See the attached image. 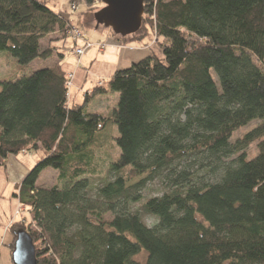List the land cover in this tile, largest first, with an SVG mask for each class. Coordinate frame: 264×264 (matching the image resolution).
Segmentation results:
<instances>
[{
  "label": "trees",
  "instance_id": "1",
  "mask_svg": "<svg viewBox=\"0 0 264 264\" xmlns=\"http://www.w3.org/2000/svg\"><path fill=\"white\" fill-rule=\"evenodd\" d=\"M70 20L46 0H0V53L20 66L63 58L41 42L64 41ZM147 29L161 55L149 49L81 104L69 103L59 64L0 81V169L9 156L44 154L16 187L30 219L9 226L10 255L25 231L37 264H140L143 252L144 264H264V0H144L140 30L111 34L124 44ZM110 92L118 94L110 117L86 112ZM108 122L120 153L101 164L97 141ZM47 169L57 183L38 188ZM154 180L164 192L145 199ZM134 205L155 221L146 224Z\"/></svg>",
  "mask_w": 264,
  "mask_h": 264
},
{
  "label": "rangeland",
  "instance_id": "2",
  "mask_svg": "<svg viewBox=\"0 0 264 264\" xmlns=\"http://www.w3.org/2000/svg\"><path fill=\"white\" fill-rule=\"evenodd\" d=\"M47 5L50 3V0H46ZM156 2V0H155ZM50 5V4H49ZM76 5L75 3H72L70 5V12H71V6ZM101 5H103L101 2L100 4H96V6H99L100 9ZM77 10L72 12L71 18V24L78 30H80L88 39V42H90L92 45H99L98 48L90 49L86 52V57L82 60L83 56L80 60H77L73 55H71V52L75 50L76 48L74 46V43L72 39L70 38V33L72 30L71 28L67 31V37L65 40H57L58 34H54L51 36H48L45 38L41 44L42 48L45 49L51 45V47L57 48L58 52L63 55V58L58 57L57 55L53 54L51 58L48 60H41L36 59L32 63L26 66H20L17 61L14 58L8 57L4 53H0V81L2 80H9L14 76H19L23 74H28L32 71L39 70V69H45V68H52L55 65L59 64L62 65L63 68H66L67 65H71L75 67V63L79 66V78L77 81L80 80V84H82L81 90H76L77 88L73 84V87L71 89L68 88V94L69 91H71L69 95V102H72L74 104H81L83 101V97L86 91L91 90L95 85H99V82H102L101 85L107 86L108 78L111 76L112 73L118 70L126 69L128 67L125 62H123L122 57H124L123 52L127 51H121L122 49H115L112 45H116V38L112 36L111 29L105 28L104 26H98L94 25L93 27L87 26L86 22L89 16L88 13H90V18H93L95 13L92 11H89L88 8L85 6V4H79L76 5ZM73 28V27H72ZM147 36L143 40L146 39L147 43L143 46V48L149 49L153 51L157 56H160V50L157 46V35L152 31L151 29H147ZM142 40V41H143ZM141 42H134L133 45H138ZM78 48H84V46L80 47V44H77ZM117 46V45H116ZM101 47V48H100ZM118 47V46H117ZM120 48L123 49H132L133 46L130 45H122L119 44ZM114 48V49H113ZM100 52V53H99ZM103 52V53H101ZM129 52V51H128ZM75 59V60H74ZM66 73V76H68ZM74 77V76H73ZM214 79L217 80V78L214 76ZM73 83V78L71 80ZM72 85V84H71ZM71 89V90H70ZM68 98V96H67ZM118 101V94L117 93H107L104 95H100L99 97H96L93 99L88 107L86 108L87 113H98L105 117H110L112 115L113 110L117 106ZM257 120H253L249 122L248 124L241 126L237 128L233 134H232V142L236 140L237 138H240L243 134L248 132L250 129H252L256 124ZM118 137V131L114 124L111 122H108L104 129L99 133L98 135V148H101L100 150H97V156L101 159V164L103 163H110L117 160L119 156V148L117 147L115 143V139ZM42 152V151H41ZM41 153H38L37 151H32L31 155L34 157V159H37L40 157ZM43 154V152H42ZM44 155V154H43ZM257 155V149L256 145H252L248 149V157L249 159L255 157ZM36 157V158H35ZM7 163V162H6ZM1 169H0V178H1ZM106 173L105 170L102 171L101 175H97L94 177V183H100L102 182V174ZM57 172L53 171H46L45 175H43L41 179V183L44 184L45 187H52L57 183ZM3 180L1 178L0 186L3 185ZM164 192V188L161 185V183L158 180L150 181L147 183L146 190L144 191V198L147 199L149 197H155L160 196ZM20 205H17V208H19ZM23 209V208H22ZM133 210L138 211L143 221L150 225L155 220L147 216L143 209L141 208V205H134L132 207ZM17 211V210H16ZM23 216L27 217V220L30 219V215L24 210L20 214V216L16 215L15 212V218H18L19 221L23 218ZM112 219V215L107 213L102 217V221L104 222H110ZM12 224V222H11ZM6 242L9 240V234H2L1 235V243ZM8 239V240H7ZM5 249L0 250V264H10L9 262V256H5ZM10 252V248H9ZM146 253H141L139 256L136 257L135 261L139 262L140 264L145 263ZM12 263V262H11Z\"/></svg>",
  "mask_w": 264,
  "mask_h": 264
},
{
  "label": "crops",
  "instance_id": "3",
  "mask_svg": "<svg viewBox=\"0 0 264 264\" xmlns=\"http://www.w3.org/2000/svg\"><path fill=\"white\" fill-rule=\"evenodd\" d=\"M145 1H149V0H145ZM163 1L168 2L171 0H163ZM71 4H72L71 0H50V3H48V7L53 12L60 14L61 16L65 17V16L70 14V5ZM94 6H96V5H94ZM90 15L91 14L88 13L87 16H89V17L87 19L86 24L89 27H91V26L93 27L94 22H93V19L90 18ZM71 20H72V18H71ZM83 36L88 41L85 34H83ZM142 40L141 41L132 40V41H128L127 43H124V44L121 41L116 40V43H117L116 45L118 47L114 44L112 46L114 48L116 47L115 49H118V48L122 49L121 50L122 52L127 51V52H123L124 57H122V59H123V62H125L124 64H126L129 67L131 64L140 61L141 59L146 57L148 54V50L143 48V46L146 45L147 41H146V39L143 41ZM134 42H141V43H139L138 45H133ZM119 44L130 45V46H133V48L132 49H123V48L119 47ZM101 53H103V52H101ZM84 57L87 58L89 56L86 57V54H85L83 56L82 60L84 59ZM61 67H62V65H61ZM128 67H126V68H128ZM64 70H65V72L71 73L74 76L71 89H72L73 84H74L75 87L77 88L76 90H81L82 84H80L81 83L80 80L77 81L79 78V66L76 63H75V67H73L71 65H67L66 68H64ZM91 90H88L85 93L90 92ZM70 93H71V91H69V94H68V101H69ZM69 103L74 104L72 102H69ZM35 151H37L38 153H41L39 158L34 159V157L31 155V152H23L17 156H9V158L6 161L7 163H6L5 167L1 168V171H2L1 178H2L4 183L2 186H0V240H1V235L3 233L9 234V240L7 239L8 241H7L6 245H5L6 238H5V241L3 242L4 243L3 245L0 241V250L3 248L5 249L4 250L5 256H7V257L9 256L10 264H12V263H11V255L9 252V245L12 242L13 236H12L10 230H8V228L11 225V222L15 223V222L19 221L18 218L14 217L15 212L17 210V205H18V200L14 196V194L16 192V187L21 183L23 178L36 165V163L40 159H42V157H43V154H42L40 149H37ZM48 170H50V169H47L43 173H41V175L38 179V182L36 184V186L38 188L48 189V187H46V186L44 187L43 186L44 184L41 183V179H42L43 175H45L46 171H48ZM50 171H53V170H50ZM53 172H55V171H53ZM1 178H0V181H1Z\"/></svg>",
  "mask_w": 264,
  "mask_h": 264
},
{
  "label": "water",
  "instance_id": "4",
  "mask_svg": "<svg viewBox=\"0 0 264 264\" xmlns=\"http://www.w3.org/2000/svg\"><path fill=\"white\" fill-rule=\"evenodd\" d=\"M84 3L93 0H82ZM103 8L94 15L96 25L104 26L122 38L136 34L142 26L144 0H97ZM12 264H37L29 233L19 231L11 253Z\"/></svg>",
  "mask_w": 264,
  "mask_h": 264
},
{
  "label": "built area",
  "instance_id": "5",
  "mask_svg": "<svg viewBox=\"0 0 264 264\" xmlns=\"http://www.w3.org/2000/svg\"><path fill=\"white\" fill-rule=\"evenodd\" d=\"M155 2V0H154ZM77 10V6L76 5H73L71 6V12L69 15L65 16L64 18L69 20L71 18V15H72V12L73 11H76ZM151 19L153 20V22H155V16L152 15ZM72 30L71 33L69 34L70 35V38L72 39L73 43H74V46L76 48H74L75 50H73L71 52V55H73L77 60H80L82 56H84L86 54L87 51H89L90 49H93V48H98L99 45H92L90 42H88L85 37L83 36V34L76 28H71ZM155 33V31H154ZM156 34V33H155ZM77 44H80L82 46H84V48H78ZM101 48V47H100ZM68 76H66L67 78V87L70 88L72 85V78H73V75L70 73V74H67ZM102 82H99V85L101 84ZM23 207H19L17 208V211H16V215L20 216V214L22 212H24V208L22 209Z\"/></svg>",
  "mask_w": 264,
  "mask_h": 264
}]
</instances>
